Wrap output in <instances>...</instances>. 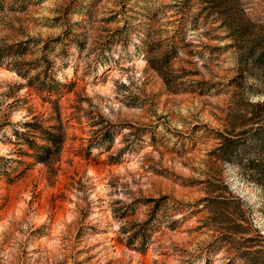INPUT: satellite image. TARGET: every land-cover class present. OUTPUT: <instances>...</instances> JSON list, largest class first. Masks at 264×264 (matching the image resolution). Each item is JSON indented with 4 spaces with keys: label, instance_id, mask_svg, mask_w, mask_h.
Wrapping results in <instances>:
<instances>
[{
    "label": "rangeland",
    "instance_id": "obj_1",
    "mask_svg": "<svg viewBox=\"0 0 264 264\" xmlns=\"http://www.w3.org/2000/svg\"><path fill=\"white\" fill-rule=\"evenodd\" d=\"M42 4L0 0V143L12 146L0 157V252L8 264H264V255L247 254L264 240L247 242L255 232L233 227L246 219L260 233L254 224L264 225V102L249 99L264 95V18L242 20L233 0L231 29L207 0H62L51 18L38 15ZM141 57L143 99L124 102L144 117L130 112L120 125L132 130L121 159L93 158V145L120 129L82 109L87 76L98 83L99 68ZM21 110L31 122L13 125L8 117ZM176 119L183 132L168 126ZM145 148L159 159L149 154L138 172L126 170L140 185L130 203L88 199ZM117 182L131 192L121 175L108 185ZM112 221H123L118 231Z\"/></svg>",
    "mask_w": 264,
    "mask_h": 264
},
{
    "label": "clouds",
    "instance_id": "obj_2",
    "mask_svg": "<svg viewBox=\"0 0 264 264\" xmlns=\"http://www.w3.org/2000/svg\"><path fill=\"white\" fill-rule=\"evenodd\" d=\"M62 2V0H43L41 6V11L38 14L40 17L51 18L55 15L54 12L49 11L50 9H55ZM233 3L236 7V10L240 18L246 22H250L251 18L255 16L257 20L264 18V0H233ZM259 27V25H257ZM45 33L48 32L47 29L43 30ZM61 32L60 29L52 31V35H59ZM4 33L0 32V36H3ZM31 36L35 37L37 31H32ZM91 46V41L89 42ZM119 47V45H117ZM95 53H93L88 58V63H91L95 59ZM147 67V61L142 57L134 60L131 64L123 62L119 67H113L110 69L99 68L98 72H103L104 75L99 77L98 83L92 82V75L87 76V81L83 86L82 95L86 97L90 103L85 102L82 104V109L84 111H94L97 113L96 119L99 120L103 118L104 122L110 123L111 125L119 128V133L114 136L112 142H105L100 145H93L91 148V156L93 158L98 157L104 153H107L106 158L112 159H121V150L125 148V140L131 138L132 130L128 127L121 128L120 125L131 119L128 114L134 113L135 117L139 120H142L144 117L145 109L143 107H132L129 108L125 105V100L129 99L131 96H139L143 99V94L139 86H142L145 79L142 75V70ZM133 69L132 71L125 72L123 69ZM81 71H84V66H82ZM11 77L18 83H26V79L22 75H17L16 71L11 73ZM251 82V81H249ZM5 89L0 88V92ZM18 95H23V92L18 93ZM250 101L255 104L257 102H264V95L262 96H253L249 97ZM10 103V101H9ZM180 116L187 117L188 111L181 107L176 109ZM3 119V116H0V120ZM8 119L11 120L12 124L15 125L17 121L22 122H31V117L27 116L23 110L19 112L13 111ZM173 128L174 131L183 132L185 130V125L180 119L173 120L169 125ZM21 132H24V128L19 129ZM163 129H161L162 131ZM15 140V137H12ZM12 151V146L5 145L0 143V157H8ZM151 155L154 160L159 159V156L151 148H145L143 151L135 157L132 162L122 163L119 167L115 168L112 174H106L103 183H100L98 188L91 192L88 199L96 200L97 196H102L104 198L105 204L110 201L120 200L125 202H131L133 195L136 192L137 187L140 185H135L131 182V179L127 177V171L131 170L133 173H136L140 170V165L144 163V158L147 155ZM124 157H127V152L124 153ZM147 167V165H145ZM96 173L92 168L87 169V176L95 177ZM113 175H121L127 179V187L131 188V192L125 194L120 191V182H117L116 188L113 189L108 185V180L113 178ZM260 189L258 188L257 191ZM31 198L30 196L28 197ZM75 199V196H73ZM110 212V210H109ZM108 214V213H106ZM109 219H111L110 214ZM67 223L70 225L74 219L72 215L67 216ZM142 219V218H141ZM6 223V222H5ZM123 221L117 222L112 221V228L118 231L121 227ZM26 227V226H23ZM61 229L65 227L64 224L59 226ZM254 227L259 228L261 235H264V225L254 224ZM59 230V229H58ZM4 227L0 225V233H3ZM23 239V237H19ZM3 239V236L0 235V240ZM59 243V241H56ZM14 250V249H13ZM0 256L5 257L3 261H0V264H8V254L6 252H0Z\"/></svg>",
    "mask_w": 264,
    "mask_h": 264
},
{
    "label": "trees",
    "instance_id": "obj_3",
    "mask_svg": "<svg viewBox=\"0 0 264 264\" xmlns=\"http://www.w3.org/2000/svg\"><path fill=\"white\" fill-rule=\"evenodd\" d=\"M231 0H207V4L209 5V9L212 7L214 14L216 16H218L217 18L219 19L220 23L225 24L224 27H227L228 29L231 26H234L235 22L233 20H231L230 18V8H229V4H230ZM228 23V25H227ZM230 23V24H229ZM241 24V21H240ZM230 25V26H229ZM231 29V28H230ZM235 35V34H234ZM258 57L261 59L262 57H264V51L261 52ZM259 105V104H257ZM244 222L247 224V226H240V225H234L233 227L235 228H240L242 229L241 233H247V234H251L252 232H255V234L253 236H247L245 238V241L247 242H252V241H257L259 242L260 240H264V237L259 233L258 230L252 228V225L250 224L249 220H244ZM247 254L252 255V259H257V255H264V249H257L254 251H248ZM254 255V256H253ZM261 257V256H260Z\"/></svg>",
    "mask_w": 264,
    "mask_h": 264
}]
</instances>
